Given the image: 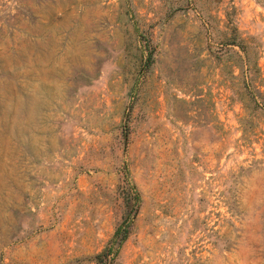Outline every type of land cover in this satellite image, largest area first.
<instances>
[{"label": "rangeland", "instance_id": "rangeland-1", "mask_svg": "<svg viewBox=\"0 0 264 264\" xmlns=\"http://www.w3.org/2000/svg\"><path fill=\"white\" fill-rule=\"evenodd\" d=\"M262 92L264 0H0V264H264Z\"/></svg>", "mask_w": 264, "mask_h": 264}, {"label": "trees", "instance_id": "trees-1", "mask_svg": "<svg viewBox=\"0 0 264 264\" xmlns=\"http://www.w3.org/2000/svg\"><path fill=\"white\" fill-rule=\"evenodd\" d=\"M233 46H237L239 48V50L242 52L243 54V59L246 60V62H249V55L245 49V45L243 43V40L240 39V37H234L233 39H231V43ZM243 72V71H242ZM262 111H264V92H262ZM119 235V233H116V236ZM125 235L123 234L120 238H119V242H121L124 239ZM99 257V255H98Z\"/></svg>", "mask_w": 264, "mask_h": 264}]
</instances>
